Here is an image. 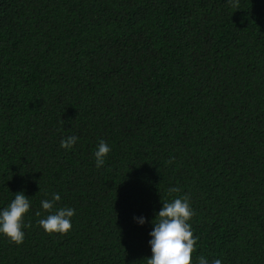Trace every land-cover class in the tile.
Segmentation results:
<instances>
[{"label": "trees", "instance_id": "trees-1", "mask_svg": "<svg viewBox=\"0 0 264 264\" xmlns=\"http://www.w3.org/2000/svg\"><path fill=\"white\" fill-rule=\"evenodd\" d=\"M17 192L0 264H146L185 195L192 264H264V0H0V210ZM53 194L64 235L37 224Z\"/></svg>", "mask_w": 264, "mask_h": 264}, {"label": "clouds", "instance_id": "clouds-1", "mask_svg": "<svg viewBox=\"0 0 264 264\" xmlns=\"http://www.w3.org/2000/svg\"><path fill=\"white\" fill-rule=\"evenodd\" d=\"M234 8H239V0H230ZM63 121V120H62ZM78 137L69 136L62 139L60 147L70 149L77 142ZM108 144L101 140L94 153L96 167L105 163V157L110 152ZM171 163V161H169ZM180 192L179 188L169 189V194ZM60 200L59 194H53L51 200L41 201V207L50 214L37 221L39 227L46 234L59 233L64 235L72 228L71 218L75 215L72 208L55 209V202ZM163 206L152 221L153 230L149 233L151 239V258L146 259V264H192V253L196 250L197 240L193 236L189 221L194 215L187 195L173 199L171 202H162ZM30 209V201L23 192L14 194L10 204L0 210V235L10 242L20 245L24 240L23 228L31 227L24 223V216ZM40 215L39 212L36 213ZM144 218H139L138 223L143 224ZM198 264H209L201 256ZM211 264H222L220 259H214Z\"/></svg>", "mask_w": 264, "mask_h": 264}]
</instances>
